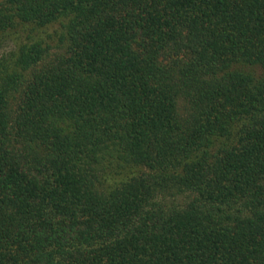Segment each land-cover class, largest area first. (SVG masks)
Returning <instances> with one entry per match:
<instances>
[{"label":"trees","instance_id":"obj_1","mask_svg":"<svg viewBox=\"0 0 264 264\" xmlns=\"http://www.w3.org/2000/svg\"><path fill=\"white\" fill-rule=\"evenodd\" d=\"M6 43L0 264H264V0H0Z\"/></svg>","mask_w":264,"mask_h":264},{"label":"rangeland","instance_id":"obj_2","mask_svg":"<svg viewBox=\"0 0 264 264\" xmlns=\"http://www.w3.org/2000/svg\"><path fill=\"white\" fill-rule=\"evenodd\" d=\"M58 28H60L59 25H54L53 27L48 29V33L53 34L55 36L56 40L58 39V37H57V34L55 33V31L58 30ZM13 48H14V46L11 43H6L3 47L0 48V55L5 53V52L11 51Z\"/></svg>","mask_w":264,"mask_h":264}]
</instances>
